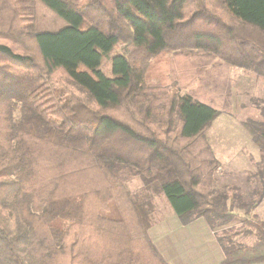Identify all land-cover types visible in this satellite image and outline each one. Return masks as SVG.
<instances>
[{"label": "trees", "instance_id": "obj_1", "mask_svg": "<svg viewBox=\"0 0 264 264\" xmlns=\"http://www.w3.org/2000/svg\"><path fill=\"white\" fill-rule=\"evenodd\" d=\"M209 1L18 2H38L63 26L23 33L31 46L21 30L0 34V264H168L148 233L152 192L182 225L202 218L220 230L252 212L217 231L221 264L264 263L253 213L264 200V110L241 124L261 158L260 186L244 197L213 187L218 162L204 133L220 108L190 92L162 99L144 80L147 62L174 50L173 34L264 77V0H219L226 20ZM114 49L107 77L100 66ZM134 177L143 188L130 193Z\"/></svg>", "mask_w": 264, "mask_h": 264}, {"label": "rangeland", "instance_id": "obj_2", "mask_svg": "<svg viewBox=\"0 0 264 264\" xmlns=\"http://www.w3.org/2000/svg\"><path fill=\"white\" fill-rule=\"evenodd\" d=\"M19 1L0 0L3 8L0 11V34H17L21 30L20 45L31 46L23 33L33 30L55 31L63 26L60 19L38 2L32 5L23 2L19 6ZM15 6H18L20 10H16ZM21 6L24 9H21ZM209 6L210 14H216L215 17L221 16L226 20V11L219 0H210ZM199 18L201 19L200 16ZM240 28L239 30L245 29ZM203 29L213 30L212 27L204 26ZM189 39L192 38L182 36L179 39L176 34H173L174 50L162 52L144 66L146 68L145 83L154 89L152 93L162 99L170 98L176 92L180 94L190 92L198 99L209 101L213 106L220 108L219 115L204 133L218 162L213 175V187L218 189L234 185L240 188L244 197H248L254 188L260 186L257 173L260 170L261 158L258 148L241 124L260 120L261 110H264V77L242 68L226 67L216 58L206 59L208 54H214L194 48ZM10 45L19 49V45ZM118 52H120L119 49H114L102 58L100 70L107 77L112 76L111 57ZM136 58L141 65H144L140 56ZM142 69L143 67L140 68ZM115 115L120 118L126 117L123 110H118ZM226 163L229 164V168L225 165ZM125 186L130 193L140 192L143 188L138 177L127 181ZM150 196H152L151 205L155 220L153 223H155L162 214L166 213L167 204L159 193L152 192ZM255 212L258 219L264 223V200L257 210H253V213ZM236 213H238L237 217L224 229L240 226L242 219H252V212L246 214L236 211ZM236 241L249 245L253 238L240 236Z\"/></svg>", "mask_w": 264, "mask_h": 264}, {"label": "crops", "instance_id": "obj_3", "mask_svg": "<svg viewBox=\"0 0 264 264\" xmlns=\"http://www.w3.org/2000/svg\"><path fill=\"white\" fill-rule=\"evenodd\" d=\"M166 204V213L148 231L163 259L168 264H221L224 254L216 233L225 227L212 230L202 218L182 225L167 201Z\"/></svg>", "mask_w": 264, "mask_h": 264}]
</instances>
